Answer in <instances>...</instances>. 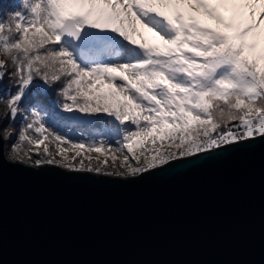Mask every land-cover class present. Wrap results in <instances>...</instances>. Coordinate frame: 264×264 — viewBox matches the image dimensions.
Masks as SVG:
<instances>
[{
  "label": "snow or ice",
  "instance_id": "snow-or-ice-1",
  "mask_svg": "<svg viewBox=\"0 0 264 264\" xmlns=\"http://www.w3.org/2000/svg\"><path fill=\"white\" fill-rule=\"evenodd\" d=\"M0 56V101L25 121L0 141L15 135L36 165L136 176L264 137V0H22L0 19ZM41 103L71 122L103 116L116 138H70ZM91 153L105 159L75 163ZM114 153L123 171H109Z\"/></svg>",
  "mask_w": 264,
  "mask_h": 264
},
{
  "label": "water",
  "instance_id": "water-1",
  "mask_svg": "<svg viewBox=\"0 0 264 264\" xmlns=\"http://www.w3.org/2000/svg\"><path fill=\"white\" fill-rule=\"evenodd\" d=\"M7 147L0 264H264V137L136 176L13 161Z\"/></svg>",
  "mask_w": 264,
  "mask_h": 264
},
{
  "label": "rangeland",
  "instance_id": "rangeland-1",
  "mask_svg": "<svg viewBox=\"0 0 264 264\" xmlns=\"http://www.w3.org/2000/svg\"><path fill=\"white\" fill-rule=\"evenodd\" d=\"M0 58H3V57L0 56ZM56 114H57V111L55 112V114H46L47 123L49 125H52L55 129L59 130L60 132L66 133L67 135H69L70 138L79 139L81 137H88V136H91L92 138H95V139H102L104 137H109L112 139L116 138V133L114 131L113 123L108 121V120H106V123L102 128H96L94 131H89V130L85 129L86 127H82V126H85L87 124H85V125L80 124L78 126L77 122L75 123V122H71V121L64 119V117H66L67 115L64 114L62 111L60 112L61 117L57 116ZM23 122L25 123L24 120H23ZM96 122H97V120H95L94 124H91V125H96L95 124ZM115 146L116 145H114V147ZM49 147H50V151L53 153L55 158L59 159L60 157H59V155H57V149L55 148V146L49 145ZM7 149L10 150L9 147H7ZM114 154L117 156L118 162L115 164H112L111 160H109V165H108L109 171H111L112 169H117V170L123 171V167L119 163V161H121L123 159V153H114ZM69 155L71 156L72 154L69 153ZM90 155L92 156L91 161L86 159L85 156L82 154L80 157H77L75 163L78 164L80 162V160H83L85 165H87L89 163H91L93 165H97V164H101L102 161L105 159V157L103 155H101L99 157V159H97L96 153H91ZM101 173H106V172H101ZM125 176H127V175H125Z\"/></svg>",
  "mask_w": 264,
  "mask_h": 264
},
{
  "label": "trees",
  "instance_id": "trees-1",
  "mask_svg": "<svg viewBox=\"0 0 264 264\" xmlns=\"http://www.w3.org/2000/svg\"><path fill=\"white\" fill-rule=\"evenodd\" d=\"M21 2H22V0H0V19H7L8 14L17 10V7ZM9 68H11L10 63H9ZM8 84H9V81H8L7 77H5V79L3 81V85L7 86ZM38 95H39V93L37 91V88H35V87L32 88L29 96H26L25 99L21 102V107L22 108L23 107H30L33 103H35V100L30 98V97L38 96ZM50 98L51 99L55 98V90H53L52 93L50 94ZM48 103H50V99H49ZM48 103L37 104V106L42 108L46 114H55V112L57 111L56 115L61 117L60 112L62 110L57 109V108H51L48 106ZM7 111H8V109H7L6 102L0 101V113L2 114V119H3V124H2L3 132L8 127H11L14 130V132H18L21 125L24 123L23 119L21 118V116H17L15 118V120H13L9 115H6ZM106 120L107 119L105 117L101 116L99 118V120H97V122L95 123L96 125H85L82 127H86L85 128L86 130L94 131L96 128H102L105 125ZM79 125L80 124H78V126ZM15 139H16V137L14 135L12 140L8 141V143H9L8 147L10 149L12 148V143L15 142ZM9 151L10 150L8 149V153H9ZM36 158H38V157L32 156L31 161H34ZM26 162H29V161H26ZM29 163L35 164L34 162H29Z\"/></svg>",
  "mask_w": 264,
  "mask_h": 264
},
{
  "label": "clouds",
  "instance_id": "clouds-1",
  "mask_svg": "<svg viewBox=\"0 0 264 264\" xmlns=\"http://www.w3.org/2000/svg\"><path fill=\"white\" fill-rule=\"evenodd\" d=\"M7 132V130H5V133ZM5 139H7V135H5ZM25 155V153L23 152H17L14 149H10L9 153H8V158L10 160L16 161V160H21L23 161L21 158Z\"/></svg>",
  "mask_w": 264,
  "mask_h": 264
}]
</instances>
